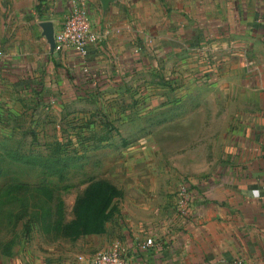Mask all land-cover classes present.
Returning <instances> with one entry per match:
<instances>
[{
  "label": "crops",
  "instance_id": "0c3cea01",
  "mask_svg": "<svg viewBox=\"0 0 264 264\" xmlns=\"http://www.w3.org/2000/svg\"><path fill=\"white\" fill-rule=\"evenodd\" d=\"M67 10L68 0H0V122L21 113V98L46 100L53 70L98 93L149 73L185 81L178 95L200 99L173 125L190 128L188 142L203 134L206 151L132 202L125 252L131 264H264V0H113L106 9L88 0L102 41L86 55L51 47ZM182 184L188 214L178 205ZM148 237L155 243L143 246ZM110 240L99 233L84 245ZM79 246L60 235L0 264H59L96 251Z\"/></svg>",
  "mask_w": 264,
  "mask_h": 264
},
{
  "label": "rangeland",
  "instance_id": "374dc122",
  "mask_svg": "<svg viewBox=\"0 0 264 264\" xmlns=\"http://www.w3.org/2000/svg\"><path fill=\"white\" fill-rule=\"evenodd\" d=\"M52 72L47 102L21 98V113L0 122V258L48 245L43 226L46 213L54 218L55 201L34 187L44 176L65 201L61 237L80 244L77 252L98 250L123 242L132 202L170 184L169 175L188 163L190 153L206 151L203 134L196 138L200 142H188L183 133L190 128L173 125L188 120L190 106L200 99L178 95L185 81L179 85L170 75L149 73L98 93L94 87L76 89L73 82L68 86L60 72ZM12 182L27 184L28 193L11 191ZM94 208L97 220L91 215L87 221L101 222L100 230L75 234L74 224L88 223L84 213ZM99 233L109 244L87 249L84 244Z\"/></svg>",
  "mask_w": 264,
  "mask_h": 264
},
{
  "label": "built area",
  "instance_id": "2783aa9c",
  "mask_svg": "<svg viewBox=\"0 0 264 264\" xmlns=\"http://www.w3.org/2000/svg\"><path fill=\"white\" fill-rule=\"evenodd\" d=\"M87 3L88 0H68V10L62 18L61 24L54 31V50L59 51L70 47L76 49L81 55H86L90 45L101 43L102 34L92 28ZM177 200L182 212L188 214L191 206V194L185 184L178 188ZM154 243V239L148 237L142 245L147 246ZM59 264H131V262L123 243L120 240H114L105 248L89 254L76 253Z\"/></svg>",
  "mask_w": 264,
  "mask_h": 264
},
{
  "label": "trees",
  "instance_id": "16d2710c",
  "mask_svg": "<svg viewBox=\"0 0 264 264\" xmlns=\"http://www.w3.org/2000/svg\"><path fill=\"white\" fill-rule=\"evenodd\" d=\"M10 190L13 192L18 193L19 195L25 196L29 191V186L22 182H12L9 184ZM35 189L40 192L42 195L45 196V198L48 201H55V209H54V218L47 215L48 218L43 226V230L45 235L49 240H52L58 236H60L63 232L64 225H65V201L62 198V196L56 192V188L52 185H50L47 181V177L44 176L41 181L37 182L34 185ZM94 195L91 197L93 198ZM86 201V200H85ZM85 206L87 207V202H85ZM91 215L94 216L97 220V213L95 208L92 212L85 211L84 213V221L88 222L91 218ZM76 228L75 234L79 233L80 231L86 232V231H95L100 230L101 228V222L98 223H84V222H78L75 223L74 226Z\"/></svg>",
  "mask_w": 264,
  "mask_h": 264
},
{
  "label": "water",
  "instance_id": "95a60500",
  "mask_svg": "<svg viewBox=\"0 0 264 264\" xmlns=\"http://www.w3.org/2000/svg\"><path fill=\"white\" fill-rule=\"evenodd\" d=\"M101 3H102V6L104 9H106L110 3V1H113V0H100ZM54 29H52V31L50 32L49 34V41L51 42V47L52 49H54Z\"/></svg>",
  "mask_w": 264,
  "mask_h": 264
},
{
  "label": "clouds",
  "instance_id": "9594fccd",
  "mask_svg": "<svg viewBox=\"0 0 264 264\" xmlns=\"http://www.w3.org/2000/svg\"><path fill=\"white\" fill-rule=\"evenodd\" d=\"M254 195H255V193H254Z\"/></svg>",
  "mask_w": 264,
  "mask_h": 264
}]
</instances>
